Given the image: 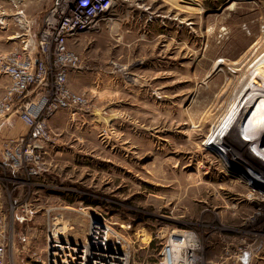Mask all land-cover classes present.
I'll return each instance as SVG.
<instances>
[{"label":"rangeland","instance_id":"1","mask_svg":"<svg viewBox=\"0 0 264 264\" xmlns=\"http://www.w3.org/2000/svg\"><path fill=\"white\" fill-rule=\"evenodd\" d=\"M54 2L0 0V58L37 50ZM69 46L83 63L69 84L86 99L50 120L48 171L27 176L0 156L12 264H53L54 240L84 244L101 224L113 233L104 249L130 264H160L169 237L194 235L199 264H234L238 244L264 231L252 217L264 160L210 141L247 88L236 70L264 57V0H114ZM9 82L0 72V95Z\"/></svg>","mask_w":264,"mask_h":264},{"label":"built area","instance_id":"2","mask_svg":"<svg viewBox=\"0 0 264 264\" xmlns=\"http://www.w3.org/2000/svg\"><path fill=\"white\" fill-rule=\"evenodd\" d=\"M113 4L114 0H55L40 32L37 50L16 48L0 58V72L10 80L0 95V150L12 169L31 177H40L48 171L45 156L55 141L50 120L60 111L79 107L86 99L85 94L69 84L71 72L83 67L81 55L69 46L70 37L91 29L93 22L107 14ZM24 43L29 46L27 41ZM16 119L24 126V132L15 127ZM252 217L255 220L264 217V205L258 206ZM8 221L0 202V264H12L13 233L8 231ZM261 235L264 231L257 232L254 239ZM107 240L104 237L99 240L103 249L107 248ZM170 244L171 237L160 264H172L165 257ZM250 247L252 244L243 239L231 257L240 260ZM54 258L53 264H57ZM195 258L198 260L193 259L191 264H199L200 257ZM63 259L59 258L58 263L62 264Z\"/></svg>","mask_w":264,"mask_h":264},{"label":"bare ground","instance_id":"3","mask_svg":"<svg viewBox=\"0 0 264 264\" xmlns=\"http://www.w3.org/2000/svg\"><path fill=\"white\" fill-rule=\"evenodd\" d=\"M112 8H114V4ZM105 15L98 17L93 22L91 29L96 27ZM249 63L247 64L250 65ZM237 66L239 67L241 64ZM219 67L220 65L217 66L216 70ZM239 71L244 75L246 74L247 81L245 82V87L247 88L242 87V90L240 89L242 94L239 91L236 96L233 92L234 99H232L228 109L221 114L223 116L221 120L219 119L216 122L217 125L215 127L213 126L214 129L211 134L210 142L213 143L212 146H217L218 148L221 146H229L233 154H241V152L249 154L248 152L251 150L259 154V159L257 160H264V57L252 64V66H248V68H238L236 70V72ZM246 83H248V85ZM239 86L240 83L236 85V88ZM240 94L242 95L240 96L241 98H239ZM238 98L240 100H238ZM219 99L218 97V100ZM220 112L222 111L220 110ZM228 114H231L232 119L231 122L227 124L226 117ZM225 143L227 145H225ZM243 146L247 149H243ZM232 153L230 155H232ZM263 186L264 185L261 187ZM112 234L111 228L108 225L93 226L90 233V241L87 239L88 242L86 241V243L81 244L82 242L76 243L69 240L58 239L53 242L50 251L55 257L54 260L57 264H59V258H64L62 264H130L131 256L129 253H125L124 255L118 248L111 252L100 246L99 240L103 237L109 238ZM179 237L174 236L171 239L170 246H172V248L169 250L170 256L168 251L165 257L167 260L171 259L172 264H191L193 259L197 260L194 252L197 250L196 239L194 236H186L184 240Z\"/></svg>","mask_w":264,"mask_h":264},{"label":"crops","instance_id":"4","mask_svg":"<svg viewBox=\"0 0 264 264\" xmlns=\"http://www.w3.org/2000/svg\"><path fill=\"white\" fill-rule=\"evenodd\" d=\"M0 146H1V139H0ZM0 156L2 157V159H4L1 150H0ZM231 259H232L231 261H233L234 264H264V237L256 239L252 244V250L246 251L241 256L240 260L235 261V259L233 258Z\"/></svg>","mask_w":264,"mask_h":264}]
</instances>
